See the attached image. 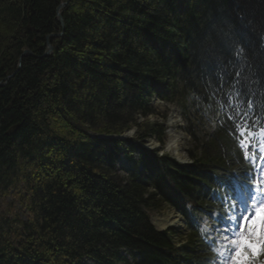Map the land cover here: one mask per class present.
Wrapping results in <instances>:
<instances>
[{"label":"trees","instance_id":"trees-1","mask_svg":"<svg viewBox=\"0 0 264 264\" xmlns=\"http://www.w3.org/2000/svg\"><path fill=\"white\" fill-rule=\"evenodd\" d=\"M65 2L0 0V83L15 74L0 87V264L212 260L191 217L222 207L217 178L247 170L223 97L264 115V0H69L63 31ZM188 95L223 114L182 165L143 145L165 137L153 100ZM165 206L186 218L181 246L150 221Z\"/></svg>","mask_w":264,"mask_h":264},{"label":"snow or ice","instance_id":"snow-or-ice-1","mask_svg":"<svg viewBox=\"0 0 264 264\" xmlns=\"http://www.w3.org/2000/svg\"><path fill=\"white\" fill-rule=\"evenodd\" d=\"M232 95L230 93L223 99L235 112L231 119L235 121V131L240 137L238 143L242 152L250 150L255 159L244 157L245 160L251 159L252 164L251 171L245 170L242 179L238 180L237 174L223 180L217 178V182L226 188L222 196L214 193L213 199L224 201V212H209L216 223L209 228L205 221L201 231L208 247L215 250L217 259L214 264H264V151L261 150L264 115L248 111L250 102L238 103L241 96L235 94L233 101L230 99ZM241 108L245 110L238 111ZM257 119L260 120L259 127ZM191 219L196 226L197 219ZM201 264H213V261L205 258Z\"/></svg>","mask_w":264,"mask_h":264},{"label":"rangeland","instance_id":"rangeland-1","mask_svg":"<svg viewBox=\"0 0 264 264\" xmlns=\"http://www.w3.org/2000/svg\"><path fill=\"white\" fill-rule=\"evenodd\" d=\"M193 98L192 95H188L186 99L179 100L178 98L173 103L164 102L155 98L152 104L158 115L151 117L150 120L155 124H165V137L162 143L158 141L156 136L150 137L146 139L143 146L147 149H159L161 154H169L175 157L167 148L169 134H175L179 137V143H182L181 148L185 154L183 160L175 158L181 162H191L190 153L196 152V150L200 152L204 142L207 141V137H210L215 132L217 121L219 119V117L212 112L213 110L197 104ZM141 122H143V119H141ZM133 130H136V128H132L130 131ZM131 170V163L122 156L118 162V175L125 180V178L131 173ZM15 213L21 216L22 219H25L27 216L22 205L19 204L15 207ZM170 213L176 215L177 212L171 207L165 206L161 212L150 213V218L152 223L157 226L158 219L167 216ZM204 221H207V218H205ZM215 223L216 222L212 224L210 223L208 227L211 228ZM169 227L165 229H168ZM174 227H177L175 230L180 233V235L174 237L175 242L177 244L183 242L188 234L187 229L183 225L180 227ZM85 264L94 263L91 260H86Z\"/></svg>","mask_w":264,"mask_h":264},{"label":"bare ground","instance_id":"bare-ground-1","mask_svg":"<svg viewBox=\"0 0 264 264\" xmlns=\"http://www.w3.org/2000/svg\"><path fill=\"white\" fill-rule=\"evenodd\" d=\"M182 143H179V137L177 135L169 134V139L167 140V148L168 150L179 160H183L185 158V154L182 151ZM181 145V146H180ZM182 226L183 221L179 215H175L174 213H170L167 216L158 219L157 228L159 230H164L169 226Z\"/></svg>","mask_w":264,"mask_h":264},{"label":"water","instance_id":"water-1","mask_svg":"<svg viewBox=\"0 0 264 264\" xmlns=\"http://www.w3.org/2000/svg\"><path fill=\"white\" fill-rule=\"evenodd\" d=\"M68 3H69V0H68V2L62 3V4L58 7V9H57V18H58V21H59V23H60V25H61L63 31H64V21H63V17H62V10H63L64 8L67 7ZM62 36H63V32L60 33V34H52V35H50V36L47 37V50H46L44 56H49V55H51V54L53 53V46L51 45V40H52V39H56V38H60V37H62ZM27 56H33V53L30 52L29 50H25L24 53H23V55L21 56V58H20V60H19L18 68H21V66H22V59L25 58V57H27ZM44 56H43V57H44ZM14 75H15V74L9 76V77L6 79V82H4V83H0V87H5L6 83H7L9 80H11V78H12ZM136 131H137V130L130 131V132H128L127 134H125V135H123V136H120V137H118V138H119V139H122V140L127 139V138H130V137H132V136L136 133Z\"/></svg>","mask_w":264,"mask_h":264}]
</instances>
